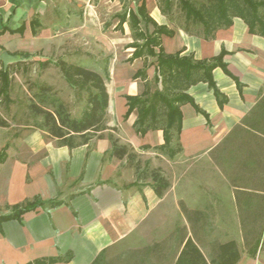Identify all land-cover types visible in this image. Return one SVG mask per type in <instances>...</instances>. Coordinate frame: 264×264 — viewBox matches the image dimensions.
<instances>
[{"label": "crops", "instance_id": "obj_1", "mask_svg": "<svg viewBox=\"0 0 264 264\" xmlns=\"http://www.w3.org/2000/svg\"><path fill=\"white\" fill-rule=\"evenodd\" d=\"M99 1L0 0V55L5 51L29 58L53 54L61 49V41L90 28L87 25L97 18ZM107 1L118 5V0ZM142 2L159 26L174 32L160 38L165 54L192 57L208 65L223 54L222 63L212 71L220 97L203 79V72H197L196 83L186 91L193 102L181 106V131H173L171 147H166L165 117L158 129L138 134L134 127L138 111L128 115V97H143L148 91L162 90L163 85L155 79L157 57L144 53L132 58L136 48L131 36L127 57L121 63L113 57L105 69L109 126L116 131L108 129L101 137L70 148L33 126L0 127V153L6 151V159L0 163V264H93L99 256L106 264L107 255L110 264H119L125 258L139 262L130 254L140 252L146 255L140 260L142 264L147 263L150 253L154 264H177L189 239L208 264L218 260L220 245L232 241L240 253L236 264H264V226L253 248L243 232L255 223L252 214L236 219L233 225L218 218L215 225L219 236L209 238L204 234L205 229L210 231L206 216L227 212L238 215L240 200L235 193L223 187L216 190L213 185L216 163L211 152L233 128L247 125L251 114L258 115L257 109L264 103V36L250 32L244 19L233 17L231 26L206 39L203 34L171 26L159 0H142L138 6ZM134 7L124 13L135 11ZM124 13L114 15L118 21L114 30ZM76 22L81 24L77 31L71 25ZM147 25L152 29L143 32L152 34L154 25ZM130 35L128 31L127 37ZM160 47L154 51L159 53ZM114 115L117 126L113 125ZM9 131L13 133L10 138ZM110 135L135 155L111 156ZM171 148L180 151L174 154ZM158 170L170 183L162 197L157 195L152 177ZM168 178H175V184L178 178L195 180L187 192ZM172 191L175 201L168 202ZM180 202L190 211L191 222ZM172 213L181 217L178 224L167 222L166 216ZM173 229L181 232V245L168 263L162 241Z\"/></svg>", "mask_w": 264, "mask_h": 264}, {"label": "rangeland", "instance_id": "obj_2", "mask_svg": "<svg viewBox=\"0 0 264 264\" xmlns=\"http://www.w3.org/2000/svg\"><path fill=\"white\" fill-rule=\"evenodd\" d=\"M141 0H118V5H114L109 1H99L96 6V19L88 23L87 30L84 32L71 35L68 39L61 41L60 48L53 54H35L28 60H22L19 65H12L10 69L12 77V88L10 92L11 102L9 103L0 96V118L8 120L9 126H33L42 129L44 118L34 115L29 104L32 102L40 103L45 108L51 110L58 103H63L73 118H80L87 106V93L79 92L70 85L60 69L55 65L58 60H64L69 64L83 66L105 75V69L111 63V59L115 57L120 63L127 57L126 50L131 46V40L134 44H143L144 40L138 37L139 30L132 27L131 21L124 26L118 25V29L114 27L118 21L114 18L117 13H124L126 10L135 6V12H138V4ZM164 8V1L159 0ZM198 6L207 3V0H193ZM102 3V4H100ZM168 14V22L171 26L185 28V17L181 9L174 6ZM142 19V17H141ZM75 31L79 30L81 24L79 22L71 24ZM80 29V30H81ZM152 28L146 22L141 20L140 30L149 32ZM190 32L193 34L202 33L201 25H191ZM131 33L132 35L128 36ZM127 34V35H126ZM147 53V52H144ZM51 62L48 67H43L44 62ZM45 85L50 88L45 94L42 103L40 96V87ZM40 96V97H39ZM258 115H252L246 122L247 125H238L232 129L211 152L212 158L215 160L216 168H214L215 178L213 185L216 190H230L232 194L240 200L238 215L228 213L225 215H208L207 220L210 223V231L204 230L206 236L214 238L219 236L216 231V222L218 218H223L225 222L229 221L231 225L236 219L243 220L246 214H252L251 221H255L243 230L248 236L249 243L252 248L255 246L257 239L262 235L261 227L264 226V103L257 109ZM256 112V113H257ZM257 122V126L251 123ZM250 123V124H249ZM111 124V120L109 122ZM9 131L8 138L11 137ZM177 151V150H176ZM178 153V152H177ZM174 153V154H177ZM200 169V168H199ZM202 168V171H205ZM210 173L209 170H207ZM206 171V172H207ZM205 172V174H206ZM220 178V179H219ZM224 178V179H222ZM169 181L177 187L183 186V190L189 192L191 181L195 178H178L175 184V178H168ZM223 180V181H222ZM220 181V182H218ZM207 183L198 182V185L205 186ZM259 191L258 193H255ZM262 191V193H261ZM174 191L168 197V202L175 201ZM240 212V214H239ZM168 223H179L180 216L177 214H168ZM184 221V220H183ZM208 222V221H207ZM181 232L177 229L168 230L166 238L162 241V248L167 262L173 261L174 257L180 249ZM224 238V237H220ZM251 247L248 249L250 250ZM146 256V255H144ZM142 252L138 254H130L134 260L139 262L124 261L119 264H142L140 261L143 257ZM130 258V259H132ZM146 264H154L152 254H147ZM106 264H110L109 255L106 257Z\"/></svg>", "mask_w": 264, "mask_h": 264}, {"label": "trees", "instance_id": "obj_3", "mask_svg": "<svg viewBox=\"0 0 264 264\" xmlns=\"http://www.w3.org/2000/svg\"><path fill=\"white\" fill-rule=\"evenodd\" d=\"M142 1V0H141ZM140 1V2H141ZM164 13L172 11L174 6L181 9L185 17V30L190 32L191 25H201L202 33L206 39L214 37L216 31L229 27L233 23V17H240L246 21L252 33H260L264 36V0H207V3L198 6L193 0H163ZM162 5V3H161ZM121 26L129 19L132 27L137 28L138 37L144 40L143 44H134L136 48L132 58L143 56L147 52L149 56L157 57L156 83L162 82V90L158 89L151 93L146 92L143 97H128V115L134 110L138 111V118L135 122V129L138 134H145L149 130L158 129L160 120L165 117V140L166 147L170 148L174 138L173 131L180 133L182 124L181 106L184 103H192V97L186 91L196 83L194 74L203 72V79L209 83L219 98L220 92L212 77V71L217 64L222 63L221 54L213 63L195 62L192 57H181L167 55L161 46L162 35H173L174 32L167 26H159L148 14L144 2L138 6V12L129 11L120 16ZM142 17V19H141ZM141 20L147 24H153L155 30L152 34H145L140 30ZM155 47H160V52L154 51ZM23 60L29 56L20 55ZM51 62H44L43 67H48ZM55 65L60 69L66 81L79 92L87 93V106L80 118H73L67 107L63 103H58L54 109L45 108L40 103L29 104L30 111L36 116H42L44 122L42 128L47 136L55 139L61 146L74 148L87 144L94 137H101L102 133L108 129L116 131V127H110L111 119L108 111L110 105V95L107 90L106 80L108 71L103 76L97 71L87 69L83 66L69 64L64 60H58ZM0 96L11 102L10 92L12 88V77L10 65L4 68L0 60ZM143 74V73H140ZM42 103L45 94L50 88L42 85L40 87ZM39 96V97H40ZM8 120L0 118V127H8ZM112 142L111 156L124 158L126 155L133 157L130 148L119 145V140L110 135ZM172 149V148H171ZM173 150V153L180 151ZM6 159V151L0 153V163ZM141 167L136 166L138 175H141ZM154 189L159 197L170 187V183L160 174L159 170L152 173ZM180 206L188 221L192 216L183 202ZM218 260L213 264H236L240 259L238 247L234 241L219 246ZM103 256H99L93 264H103ZM177 264H208L203 253L198 246L189 239Z\"/></svg>", "mask_w": 264, "mask_h": 264}, {"label": "water", "instance_id": "obj_4", "mask_svg": "<svg viewBox=\"0 0 264 264\" xmlns=\"http://www.w3.org/2000/svg\"><path fill=\"white\" fill-rule=\"evenodd\" d=\"M0 60L3 62L4 68L7 69L10 64L21 62L23 59L19 55H12L7 51H5L0 55ZM111 103L113 104V101H111ZM113 125L114 126L118 125V121L115 115L113 119Z\"/></svg>", "mask_w": 264, "mask_h": 264}]
</instances>
